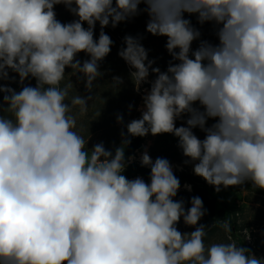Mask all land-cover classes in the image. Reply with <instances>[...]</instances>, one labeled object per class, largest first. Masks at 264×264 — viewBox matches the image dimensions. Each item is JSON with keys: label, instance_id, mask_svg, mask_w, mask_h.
<instances>
[{"label": "clouds", "instance_id": "1", "mask_svg": "<svg viewBox=\"0 0 264 264\" xmlns=\"http://www.w3.org/2000/svg\"><path fill=\"white\" fill-rule=\"evenodd\" d=\"M142 3L147 32L167 38L176 63L165 72L153 68L145 48L126 36L118 54L134 69V84L139 88L149 69L156 79L114 154L103 143L86 150L77 116L87 113L91 97L68 102L66 68L82 74L91 92L113 44L103 28L139 14ZM59 4L78 19L58 21ZM185 13L212 22L219 43L201 41L193 51L201 33ZM80 52L90 59L81 63ZM8 69L21 84L35 78L36 86L0 85L7 93L0 109V264H264L231 236L205 244L207 227L197 226L203 201L192 197L185 210L174 199L180 181L167 159L141 155L150 182L124 175L134 159L125 158L129 136L168 133L217 192L247 181L264 189V0H0V80ZM185 115L187 126L177 127ZM209 119L215 123L206 126ZM181 218L195 230L181 233ZM219 226L232 231L226 220Z\"/></svg>", "mask_w": 264, "mask_h": 264}, {"label": "rangeland", "instance_id": "2", "mask_svg": "<svg viewBox=\"0 0 264 264\" xmlns=\"http://www.w3.org/2000/svg\"><path fill=\"white\" fill-rule=\"evenodd\" d=\"M113 3L115 6V0H113ZM139 8L141 9L139 14L118 23L116 27H112L110 23L103 28V31L110 36L113 44L110 53L99 64L102 75L94 81L91 92L85 88L82 74H73L72 69L66 68L65 79L61 87L69 82L73 84L70 89L68 102L70 103L71 97L76 95L91 97L88 101L87 113L83 116H77L76 130L80 132L86 142L89 139L86 150H90L95 144L103 143L105 148L111 150L114 154L115 149L121 146V133L123 132L127 136V124L131 120L141 117V109L143 108L142 97L150 90L152 82L156 79V74L149 69L147 80L139 88L134 84L130 77V73L134 69L118 54L126 47L125 37L131 36L135 38L145 48L148 60L154 61L152 64L153 68L158 67L161 72H165L169 62L172 61V57L165 47L167 38L154 36L147 32L146 25L149 16L146 11H143L146 5L142 3ZM54 11L56 19L64 24L78 19L63 4L55 5ZM185 18L189 19L192 26L200 31L199 44L201 41H207L213 45L219 43L216 36L217 29L212 22L200 24L196 15L187 13H185ZM84 27L87 28L86 23ZM100 31L101 27L97 22L94 29V39L99 38ZM193 47L194 43L191 46L194 51ZM76 59L83 63L90 57L86 53L80 52L77 54ZM172 62L176 63L175 61ZM8 72L9 78L3 80L6 87L20 91L24 86H36L35 78L29 77L21 84L17 73L11 69H8ZM114 77L122 78L123 82L115 85ZM195 106L199 107L198 104ZM6 107L7 105L4 102H0V109ZM74 112H78V109L74 110ZM117 116H122V123L117 122ZM187 118V115L178 118L176 126H187ZM213 123H215V120L209 119L206 126H211ZM193 132L198 138H205V133L199 128L193 129ZM128 139H130L131 143L127 145L125 151L136 146L137 137L129 136ZM144 152L149 154L153 162L157 158H165L170 162L174 175L180 181V189L174 199L183 200L185 210L191 207L190 201L192 197L198 196L202 199L206 214L198 222L197 226L204 225L207 227L206 245L226 241L228 236H231V239L242 247L250 245V240L258 239L261 248H253L252 254L257 258H264V189L256 188L251 181H247L239 186L227 188L221 186L220 191L217 192L213 185L208 184L202 177L194 173L193 168L197 161H191L183 155L182 149L178 144V138L172 134L164 133L153 136L149 133L146 135L140 146L135 148L130 155L134 159L127 163L126 168L141 166L140 158ZM144 167L150 168L148 166ZM137 177L143 178L142 176H136L132 179ZM188 177L207 184L209 186L208 192H205L206 189L201 184L195 185L185 180ZM145 182L148 181L145 180ZM217 198H222L228 207H222L215 201ZM225 220L231 224L232 231L230 233H225L219 226ZM234 224H237L239 229H234ZM253 224L255 226L250 227ZM177 228L181 233L195 230V227L185 225L182 218L177 224Z\"/></svg>", "mask_w": 264, "mask_h": 264}, {"label": "trees", "instance_id": "3", "mask_svg": "<svg viewBox=\"0 0 264 264\" xmlns=\"http://www.w3.org/2000/svg\"><path fill=\"white\" fill-rule=\"evenodd\" d=\"M194 50H196L199 47V39L195 40L194 42ZM0 85L5 86V83L3 82V80H0ZM7 95V93H2L0 92V102H3V96ZM144 137H137L136 139V146H133L131 148H129L128 150L125 151V158L126 161L128 160V158L130 157V155L133 153V151L135 150V148L139 147L140 144L142 143V141L144 140ZM150 168L144 167V166H135V167H130V168H126L124 175L128 178V179H132L136 176H142L146 181L150 182ZM185 180L190 181L192 183H194L195 185H199L201 184V186H203L206 190L205 192H208L207 189H209V186L205 183L199 182L196 179H193L191 177L186 178ZM216 202H218L222 207L227 208V204L224 200H222V198H217L215 200ZM255 225H250V227H254ZM234 229H239L237 224H234ZM257 228V227H256ZM254 228V230L256 229ZM258 229V228H257ZM257 231V230H255ZM254 233V232H253ZM256 233V232H255ZM254 236V235H253ZM250 245L244 246L245 248L250 250V253L252 254V250L253 248H261L258 239L255 240H250Z\"/></svg>", "mask_w": 264, "mask_h": 264}]
</instances>
